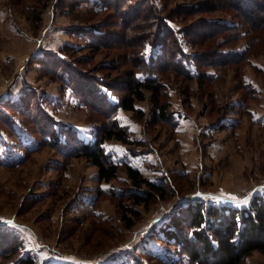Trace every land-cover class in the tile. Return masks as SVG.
<instances>
[{
    "label": "rangeland",
    "instance_id": "1",
    "mask_svg": "<svg viewBox=\"0 0 264 264\" xmlns=\"http://www.w3.org/2000/svg\"><path fill=\"white\" fill-rule=\"evenodd\" d=\"M232 1L0 0V233L19 240L9 245L18 254L1 263L20 264L29 256L33 264H193L159 230L175 211L199 199L244 207L264 193V30L235 26L243 15ZM158 15L176 38L171 55L194 75L184 77L174 61L160 71L162 97L177 125L170 118L152 122L149 90L136 101L144 119L117 108L113 116L132 143L104 142L120 165L116 178L99 180L90 160L69 158L45 139L57 130L64 143L67 131L95 141L107 118L79 92H95L97 77L120 80L134 65V51L143 61L139 78L159 72L163 40L139 36ZM204 21L209 29L213 22L235 28L204 42L195 32ZM95 40L107 43L95 49ZM203 43L221 54L197 60V50H207ZM242 54L237 62L228 58ZM66 59L81 69L79 92L53 70L69 69ZM106 92L107 101L118 100ZM123 162L150 179H174L170 199L157 198L148 209L139 205L142 217L131 228L122 221L120 201L130 203L125 194L135 189ZM244 264H264V253L255 251Z\"/></svg>",
    "mask_w": 264,
    "mask_h": 264
},
{
    "label": "trees",
    "instance_id": "2",
    "mask_svg": "<svg viewBox=\"0 0 264 264\" xmlns=\"http://www.w3.org/2000/svg\"><path fill=\"white\" fill-rule=\"evenodd\" d=\"M107 1L110 4L109 6H112L113 0ZM235 1H232V5L239 11L238 13L243 15L242 21L235 26L243 25L246 32H249L253 27L258 31L264 30V0ZM238 2H243L244 4L241 5ZM70 5H76V2L72 1V4L69 3ZM163 10H166V8ZM190 10L197 11L194 7ZM208 10L207 8V10L203 11L209 12ZM153 11L158 10L154 9ZM186 11L187 9H184L182 12ZM147 20L148 25L145 28L147 30H145V34L139 33V36L147 37V40L158 38L163 40L164 43L163 53H166V55H163V58H166L158 60V63L162 64V68L159 69L158 73L149 75L145 79L139 78L137 76V68L143 61L139 58V53L134 51L135 60L132 62L134 64L133 67L128 71H124L120 80L115 81L116 83H125L126 87H118L115 82L105 77H103L104 79L101 82L99 81L100 77H97V89L93 93L88 88L84 89L85 92L78 91L79 87L75 82V75L81 69L70 62L69 59H66V62L71 65L69 69H65L64 67L66 66L63 67V70L58 65L53 67V70L57 74L60 76L64 75V82L67 85L69 84L79 92L83 102L88 106L94 107L107 118V123L100 124L97 137L93 142H83L74 135L73 131H67L65 135L67 136L68 143H64L57 130L50 133V141L47 139L45 141L53 144L69 158L74 156L86 157L92 164L97 166L99 180L111 181L116 178L120 165L118 161L107 154L104 142L109 139H117L123 143H132L127 129L120 125L115 116H113L117 108L132 110L138 119H144L146 112L136 106V101L145 99V91L149 90L152 102V122L170 118L171 123H176L175 125H177V120L174 119V111L169 108L170 103L162 97L160 71L169 68L174 61L180 74L186 78L194 77L191 73L179 68V62L177 59H174V55H171L177 48L176 38L173 37L167 28L163 18L158 15L154 19L148 18ZM209 24L205 21L203 23L200 22L198 26H201L205 31L203 29L195 31L202 41L211 38L213 39L212 42L215 43L214 40L224 29L235 28V26L231 25H224V28H220V23L213 22L209 29ZM97 40L93 41L95 44L93 48L95 49H99V47L107 43L103 40ZM170 43L172 44L171 46ZM203 44L206 45L207 50H197L193 55L197 60L203 56L216 58V56L221 54L218 53L217 49L215 50L213 44ZM209 45L211 48H208ZM170 47L174 49L170 50ZM243 56L244 54L228 58H231L230 62H237L243 59ZM197 65L200 69L201 63L198 62ZM81 75L88 76L83 72H81ZM199 76L201 79L204 77L201 69L199 70ZM101 84H104L105 91H103ZM106 91L116 93L118 100L116 102L107 101L108 94ZM40 127L39 130H47L43 126ZM123 165L135 189L125 194L126 200H129L130 203L127 204L123 200L120 201L122 221L126 228H131L142 217L139 205H143L145 209H148L157 198L163 200L170 199L173 190H168V187L172 186L170 184H173L174 179L168 178L169 180L156 181L145 176L139 167L129 162H123ZM159 230L164 232V237L167 238L168 242L177 244L180 254L186 255L193 264H244L246 259L255 251L264 253V193L254 195L249 204L244 207L228 204L217 205L202 199L189 202L179 207L173 216L170 217L169 221L164 223ZM0 238V264H3L1 262L7 261L12 256L18 254V250L15 247L10 248V246L11 244H18L19 240H15L10 232L8 234L1 232ZM15 246L17 247V245ZM18 263L33 264L34 261L28 256L18 260ZM168 264L177 263L174 260H170Z\"/></svg>",
    "mask_w": 264,
    "mask_h": 264
},
{
    "label": "crops",
    "instance_id": "3",
    "mask_svg": "<svg viewBox=\"0 0 264 264\" xmlns=\"http://www.w3.org/2000/svg\"><path fill=\"white\" fill-rule=\"evenodd\" d=\"M15 222H16V220H14V219L11 221V223H12L13 225L15 224Z\"/></svg>",
    "mask_w": 264,
    "mask_h": 264
}]
</instances>
